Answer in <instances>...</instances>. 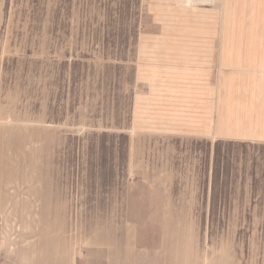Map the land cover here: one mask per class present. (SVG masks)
Masks as SVG:
<instances>
[{"label":"rangeland","instance_id":"374dc122","mask_svg":"<svg viewBox=\"0 0 264 264\" xmlns=\"http://www.w3.org/2000/svg\"><path fill=\"white\" fill-rule=\"evenodd\" d=\"M150 4L0 0V264H264V140L162 96Z\"/></svg>","mask_w":264,"mask_h":264},{"label":"crops","instance_id":"0c3cea01","mask_svg":"<svg viewBox=\"0 0 264 264\" xmlns=\"http://www.w3.org/2000/svg\"><path fill=\"white\" fill-rule=\"evenodd\" d=\"M150 10L160 27L197 33L162 40V81L185 80L162 96L191 113L199 136L264 140V0H151Z\"/></svg>","mask_w":264,"mask_h":264}]
</instances>
